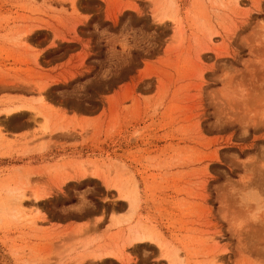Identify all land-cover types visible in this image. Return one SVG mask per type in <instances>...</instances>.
<instances>
[{
    "label": "rangeland",
    "instance_id": "1",
    "mask_svg": "<svg viewBox=\"0 0 264 264\" xmlns=\"http://www.w3.org/2000/svg\"><path fill=\"white\" fill-rule=\"evenodd\" d=\"M0 264H264V0H0Z\"/></svg>",
    "mask_w": 264,
    "mask_h": 264
},
{
    "label": "bare ground",
    "instance_id": "2",
    "mask_svg": "<svg viewBox=\"0 0 264 264\" xmlns=\"http://www.w3.org/2000/svg\"><path fill=\"white\" fill-rule=\"evenodd\" d=\"M79 171H81V170H79ZM83 172V171H82ZM93 172H95V171H93ZM97 173V172H96ZM81 174H83V173H81ZM97 175V174H96ZM95 175V176H96ZM105 178V177H104ZM106 179H108V178H106ZM106 179H104V180H106ZM109 181V180H108ZM107 181V182H108ZM111 183V182H110ZM105 184H106V182H105ZM106 185H108V184H106ZM111 185V184H110ZM108 187H109V185H108ZM118 191H117V193H118V197L119 198H121V199H129L130 198V193L129 192H127V191H125L123 188H121V187H118V189H117ZM133 203V202H132ZM133 234V236H132V239H154L155 241L157 240V237H154L151 233H149V232H138V231H133L132 232ZM131 240V239H130ZM162 242L163 241H161V240H158L157 241V243H159V245H161L162 244ZM161 248V247H160ZM162 250V249H161ZM163 251V250H162ZM165 252V251H164ZM109 253H111L116 259H122V257L123 256H121L122 254H121V252L120 253H117V252H111V251H109ZM119 254H121V255H119Z\"/></svg>",
    "mask_w": 264,
    "mask_h": 264
},
{
    "label": "crops",
    "instance_id": "3",
    "mask_svg": "<svg viewBox=\"0 0 264 264\" xmlns=\"http://www.w3.org/2000/svg\"><path fill=\"white\" fill-rule=\"evenodd\" d=\"M119 201H122V200H119ZM109 221H110V217H109ZM126 234V233H125ZM152 240L150 239H142V240H137V241H134L133 243H138V244H143V242H151ZM136 244V245H138ZM148 244V243H147ZM150 244V243H149ZM151 245H154V244H151ZM135 246V245H134ZM157 253H158V250H157Z\"/></svg>",
    "mask_w": 264,
    "mask_h": 264
}]
</instances>
